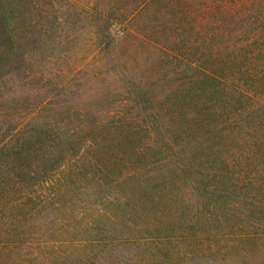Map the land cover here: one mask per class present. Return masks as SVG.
I'll list each match as a JSON object with an SVG mask.
<instances>
[{
    "label": "trees",
    "instance_id": "16d2710c",
    "mask_svg": "<svg viewBox=\"0 0 264 264\" xmlns=\"http://www.w3.org/2000/svg\"><path fill=\"white\" fill-rule=\"evenodd\" d=\"M48 2L0 0V264H264V0ZM83 29L84 93L9 70ZM97 198L74 249L44 244Z\"/></svg>",
    "mask_w": 264,
    "mask_h": 264
},
{
    "label": "rangeland",
    "instance_id": "374dc122",
    "mask_svg": "<svg viewBox=\"0 0 264 264\" xmlns=\"http://www.w3.org/2000/svg\"><path fill=\"white\" fill-rule=\"evenodd\" d=\"M44 1H46V3H51L48 2L49 0H25L26 4H29V6L26 7V10L27 12H30V16H32V18H34V11H36V7H38L40 10H44L42 6H39L41 4L43 5ZM80 1L86 4L88 2L90 3L91 0ZM192 1L197 4L198 2H203L206 4L204 6L209 8L208 12H215L213 9L215 0ZM45 11L48 16L47 20L54 22L55 5H49L46 7ZM17 22L19 23L20 20L16 18V24ZM63 50H66L68 53L66 59L61 58L64 54L62 55L60 52ZM98 50L99 48L96 43L95 34L91 30L83 29L79 33L73 45L69 43H62L61 45H58L57 48H55V33H53L52 39H50L46 45L41 47L40 44L39 49H37V55L33 54L31 50L22 51L21 54H19L16 58H14L13 61L10 62L9 70H14L24 65L29 66V70H25L23 73H21L24 81L29 82V84H26L28 87L33 84H35V87H38L41 83L43 85L55 83V80L65 78L69 80V83H71L73 92L84 93L87 90L86 88L91 85V83L88 82V77L92 76L93 72L100 69ZM33 72H36V74L34 73L32 76H30ZM13 80L16 81V79ZM7 81H9V79H7ZM24 81H22V83ZM16 82L18 83L19 81ZM16 82L14 83L15 85H17ZM8 85L9 88L13 87V84H11L10 81ZM39 93L41 97H50L51 95L48 94V91H43V93L37 92L36 94ZM42 190H45L42 193L47 194L48 189L42 188ZM109 194L111 193L108 192L107 195ZM101 207L102 205L99 203V199L97 198L96 200H93L92 203H89L88 207L82 210L83 212H78L75 215L67 216V219H59L56 223L55 219L52 220V222L50 219L47 220L51 230H47V232L44 233V244L50 249L53 247L62 250L74 249L75 247L71 246L73 243L68 242L69 239L80 240L83 230L87 227L88 223L93 219V217L100 213L98 211H100Z\"/></svg>",
    "mask_w": 264,
    "mask_h": 264
}]
</instances>
